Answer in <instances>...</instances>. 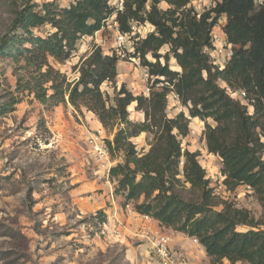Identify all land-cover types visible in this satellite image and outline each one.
I'll return each mask as SVG.
<instances>
[{
  "label": "trees",
  "instance_id": "obj_1",
  "mask_svg": "<svg viewBox=\"0 0 264 264\" xmlns=\"http://www.w3.org/2000/svg\"><path fill=\"white\" fill-rule=\"evenodd\" d=\"M192 1L126 0L123 12L116 15L122 33H130L132 23L153 28L137 42L134 55L149 68L156 84L164 79L168 86L149 96H135L122 85L114 104L107 106L101 86L116 80L120 58L105 55L101 48L78 65V81L68 82L49 64V58L66 62L82 37L102 30L114 15L112 0H73L62 8L56 3L39 6L25 0L2 40L0 53L13 58L23 54L38 72L31 91L41 103L59 104L68 97L75 109L93 112L103 129L123 126L108 142L112 155H124L109 176L118 183L116 193L135 202L138 214L197 239L213 264L224 260L264 264V0L262 4L257 0H221L200 18L190 7ZM162 4L168 8L162 9ZM222 17L233 57L220 69L211 64L206 50L213 48L212 32ZM45 25L54 32L46 38L33 35V29ZM164 47L169 51L162 55ZM149 55L155 62L147 59ZM171 58L179 71L171 70ZM220 82L234 93L244 92L248 105L233 98ZM170 92L189 106L192 118L216 123L207 124L204 131L207 150L221 159L228 191L242 185L253 190L263 210L260 220L247 209L219 200L198 154L183 150L179 137L188 135L189 121L184 113L168 118ZM16 104L14 99L1 105L0 115L12 112ZM134 104L144 115L141 123L130 120L128 109ZM144 132L153 134V142L147 152L139 153L131 139ZM181 175L190 185L188 194L176 187L183 182ZM98 215L105 218L104 212Z\"/></svg>",
  "mask_w": 264,
  "mask_h": 264
},
{
  "label": "rangeland",
  "instance_id": "obj_2",
  "mask_svg": "<svg viewBox=\"0 0 264 264\" xmlns=\"http://www.w3.org/2000/svg\"><path fill=\"white\" fill-rule=\"evenodd\" d=\"M72 1L33 0V3L39 6L56 3L62 8ZM24 2L0 0V45ZM161 8L168 7L162 4ZM107 20L100 32L80 39L76 51L66 62L49 58V64L64 74L68 82L78 81V65L95 49L101 48L105 55L116 54V32L112 22L116 18L111 16ZM142 26L141 39H144L147 37L144 32L152 27ZM52 32L54 29L49 25L32 30L34 36L42 38ZM137 42L132 41L134 50ZM168 51L169 47H164L160 54ZM23 56L13 58L0 53V106L17 100L12 112L0 115V264H149L146 257L149 244L138 236L149 225L160 227L171 238L173 246L188 258L189 264H213L199 242H193V238L151 217V221L143 219L144 215L135 211L134 201L116 193L115 178L95 174L86 136L88 131L100 126L98 118L86 108L75 109L68 97L66 102L59 104H43L37 100L31 90L38 72ZM147 59L155 62L151 55ZM169 65L173 71L180 70L173 58ZM141 66L143 69L136 68L120 58L116 80L101 86L107 106L114 104L122 85L135 96L144 94L147 88L151 93L168 86L164 79L158 84L156 78L146 79L144 69L149 74L150 70L142 62ZM220 85L227 88L223 82ZM232 97L248 105L240 93ZM188 107L182 104L180 97L177 100L172 92L168 94V118L184 113L189 121L188 135L179 137L183 150L198 154L197 159L219 200L247 209L260 220L263 210L253 190L242 185L235 191H228L223 184L221 159L207 150L204 131L207 124L215 126L216 123L212 119L192 118ZM128 111L133 123L144 121L143 113L140 117L134 115L136 105ZM249 112L252 113V108ZM121 127L104 129L107 139L112 142ZM131 141L139 153H145L153 142V134L144 132ZM112 159L116 166L123 162L124 155L118 152ZM183 164L180 163L181 171ZM179 178L183 182L176 187L188 194L190 185L184 183L182 175ZM110 207L115 209L113 213L108 212ZM99 212H104L103 220ZM219 264L228 263L224 260Z\"/></svg>",
  "mask_w": 264,
  "mask_h": 264
},
{
  "label": "built area",
  "instance_id": "obj_3",
  "mask_svg": "<svg viewBox=\"0 0 264 264\" xmlns=\"http://www.w3.org/2000/svg\"><path fill=\"white\" fill-rule=\"evenodd\" d=\"M126 0H112V5L114 8V18H116L117 13L123 12ZM221 0H193L190 7H192L198 18L201 17L203 13L215 8ZM259 4L263 3V0H257ZM107 20L106 22H108ZM113 28L116 32V42L115 48L116 55L134 65L136 68H142L141 59L135 56V50L132 46V41H140L143 37V27L138 23L131 24L130 33H122L120 31V26L116 20H113ZM107 24V23H106ZM226 24V20L222 17L216 27L212 32L213 37V48L206 50V53L210 57L211 64L214 67L223 69L227 66L233 57V50L231 45L227 41L226 34L223 31V26ZM150 26L146 23V26ZM151 27V26H150ZM145 30V28H144ZM153 32V28L148 30L145 35H149ZM130 45V46H129ZM114 54V53H113ZM144 76L146 79L151 78L147 69H144ZM240 93L242 98H245L244 92H230V94L238 95ZM150 89L147 88L144 95L149 96ZM173 96L179 100V96L172 92ZM168 98V97H167ZM109 140L106 137L104 129H96L94 131H88L86 136V145L88 147V154L91 160L95 163V174L102 175L103 177L109 178L110 170L113 167L112 150L109 145ZM183 163V162H181ZM143 219L151 221L150 216L144 215ZM138 236L142 241L149 244V249L146 253V257L149 264H189L188 258L181 251L177 250L173 246L171 238L163 232V230L158 227H152V225L145 226ZM193 242L198 243L197 239H193Z\"/></svg>",
  "mask_w": 264,
  "mask_h": 264
},
{
  "label": "crops",
  "instance_id": "obj_4",
  "mask_svg": "<svg viewBox=\"0 0 264 264\" xmlns=\"http://www.w3.org/2000/svg\"><path fill=\"white\" fill-rule=\"evenodd\" d=\"M134 105H135V104H134ZM135 114L139 116V115H141V112H136ZM138 116H137V117H138ZM139 117H140V116H139ZM97 122L100 123L98 120H97ZM99 125H100V126H99L100 128L97 126V127H98L97 129H103L102 126H101V124H99ZM114 210H115V209H114L113 207H110L109 210H108V212L113 213ZM203 249H204V248H203ZM225 261H226V260H225ZM227 263L230 264L228 261H227Z\"/></svg>",
  "mask_w": 264,
  "mask_h": 264
},
{
  "label": "bare ground",
  "instance_id": "obj_5",
  "mask_svg": "<svg viewBox=\"0 0 264 264\" xmlns=\"http://www.w3.org/2000/svg\"><path fill=\"white\" fill-rule=\"evenodd\" d=\"M135 115V114H134Z\"/></svg>",
  "mask_w": 264,
  "mask_h": 264
}]
</instances>
